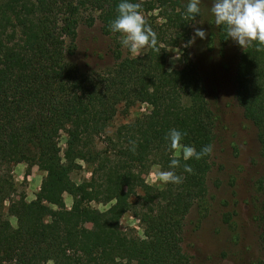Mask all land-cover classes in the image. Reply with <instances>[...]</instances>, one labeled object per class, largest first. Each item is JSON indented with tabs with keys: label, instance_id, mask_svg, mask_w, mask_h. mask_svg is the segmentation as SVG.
<instances>
[{
	"label": "trees",
	"instance_id": "16d2710c",
	"mask_svg": "<svg viewBox=\"0 0 264 264\" xmlns=\"http://www.w3.org/2000/svg\"><path fill=\"white\" fill-rule=\"evenodd\" d=\"M119 2L0 0V264H191L182 247L184 219L207 194L211 154L188 161L181 155L180 184L153 186L143 176L153 164L169 170L172 128L187 132L182 146L213 145L217 118L197 64L185 49L182 66L167 67L169 47L189 44L199 16L190 20L182 0H136L158 43L135 57L109 29ZM95 20L115 40L114 62L84 71L70 57L78 26ZM217 27L225 44L226 26ZM234 85L259 144L260 255L250 264H264V45L241 47ZM137 103L147 110L112 125ZM21 162L45 172L29 201L11 198L12 166ZM81 162L90 176L75 182L71 173ZM64 194L72 198L69 207ZM5 197L15 227L4 215ZM127 213L139 220L143 236L121 227Z\"/></svg>",
	"mask_w": 264,
	"mask_h": 264
},
{
	"label": "rangeland",
	"instance_id": "374dc122",
	"mask_svg": "<svg viewBox=\"0 0 264 264\" xmlns=\"http://www.w3.org/2000/svg\"><path fill=\"white\" fill-rule=\"evenodd\" d=\"M212 3L213 0H202L201 15L191 24V43L169 47L167 60L168 69L181 67L187 49L198 66L209 105L217 118L207 194L191 207L184 219L182 247L190 256L191 264H250L260 255L254 218L258 203L255 181L262 162L256 129L244 117L235 98L234 74L241 46L228 36L225 44L220 42L219 30L210 12ZM197 27L205 30V38L195 36ZM114 45L115 40L102 32L99 20L91 25L81 23L70 60L84 71L105 68L114 62ZM176 55H180V59H176ZM146 110V103H137L126 114H118L112 125L127 122ZM158 169L161 170L159 165L153 164L143 176L144 181L160 187L163 183L152 180ZM11 174L14 182L11 198L29 201L34 199L45 172L33 162H21L12 166ZM89 176V167L83 162L81 168L71 173L75 182ZM71 200L69 194H64L67 207ZM3 204L5 217L15 227L16 218L8 213L6 197ZM109 204L111 202L106 205L93 203V206L105 209ZM120 225L132 234L143 236L139 220L131 213L121 218Z\"/></svg>",
	"mask_w": 264,
	"mask_h": 264
},
{
	"label": "clouds",
	"instance_id": "9594fccd",
	"mask_svg": "<svg viewBox=\"0 0 264 264\" xmlns=\"http://www.w3.org/2000/svg\"><path fill=\"white\" fill-rule=\"evenodd\" d=\"M201 2L202 0H188L186 15L190 20H195L201 15ZM210 12L214 16L215 24L226 26L228 38L242 48L252 45L253 42L264 45V0H213ZM109 29L112 33L120 34V44L135 57L145 48L156 49L157 33L148 24L142 2L120 0L117 5V15L109 23ZM195 36L203 39L206 32L203 28L197 27ZM176 59H180V55L178 57L176 55ZM186 135V131L176 128L169 130L166 139L169 141L170 149L176 150V154L170 160L169 170L158 169L155 172L152 177L153 182L180 184L184 177L177 175L175 169L181 165V153L184 161L192 158L199 160L212 153L211 144L203 146L200 151L194 146H182V140ZM129 143L131 145L129 150L134 152L136 141L131 140ZM183 169L187 173L193 172L187 163L183 165Z\"/></svg>",
	"mask_w": 264,
	"mask_h": 264
}]
</instances>
